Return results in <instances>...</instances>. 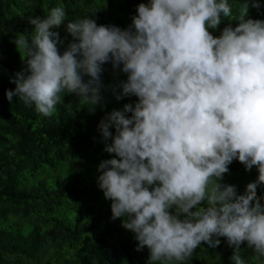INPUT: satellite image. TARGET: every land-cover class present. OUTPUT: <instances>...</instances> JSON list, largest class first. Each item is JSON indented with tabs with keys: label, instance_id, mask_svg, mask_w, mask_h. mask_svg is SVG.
<instances>
[{
	"label": "clouds",
	"instance_id": "clouds-1",
	"mask_svg": "<svg viewBox=\"0 0 264 264\" xmlns=\"http://www.w3.org/2000/svg\"><path fill=\"white\" fill-rule=\"evenodd\" d=\"M262 7L259 0H148L121 28L90 16L65 25L60 5L28 18L30 40L15 39L26 59L10 77L9 103L19 97L51 117L66 94L91 113L105 107L104 92L137 98L99 121L104 151L115 155L98 164L97 184L111 218H123L137 251L147 248V264H180L202 243L218 247L221 237L233 264H246L245 242L264 257V196L257 195L264 187V19L249 15ZM223 18L230 22L213 35ZM61 25L72 38L62 54ZM109 63L113 82L105 84ZM234 160L258 172L244 194L221 182Z\"/></svg>",
	"mask_w": 264,
	"mask_h": 264
},
{
	"label": "trees",
	"instance_id": "trees-1",
	"mask_svg": "<svg viewBox=\"0 0 264 264\" xmlns=\"http://www.w3.org/2000/svg\"><path fill=\"white\" fill-rule=\"evenodd\" d=\"M141 2L148 0H0V264H147V248L136 250L134 234L121 226L123 218H111V201L104 199L97 184L98 164L115 155L104 151L99 121L137 98L117 101L104 92L105 107L91 113L90 105L66 94L53 116L44 117L19 97L11 103L5 97L6 90L15 88L10 77L24 66L26 57L17 51L15 39L21 33L31 39L30 16L43 17L62 5L65 25L90 16L98 25L125 28ZM259 3L264 6V0ZM237 11L233 7V13ZM249 15L264 19V7L259 12L250 8ZM229 22L223 18L219 28L210 31L218 36ZM65 25L55 29L64 40L58 45L61 54L72 40ZM104 68L103 83H112L111 64ZM118 79L126 76L121 73ZM229 168L221 182L236 185L238 194L258 176L255 168L247 172L236 160ZM257 195L264 196V187ZM220 239L215 248L202 243L180 264H233V249ZM240 254L246 264H264V257L257 259L246 242Z\"/></svg>",
	"mask_w": 264,
	"mask_h": 264
}]
</instances>
